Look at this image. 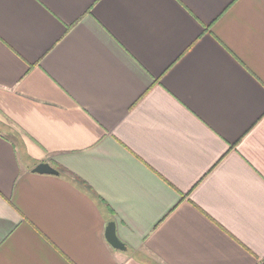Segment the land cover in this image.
<instances>
[{
  "label": "crops",
  "instance_id": "0c3cea01",
  "mask_svg": "<svg viewBox=\"0 0 264 264\" xmlns=\"http://www.w3.org/2000/svg\"><path fill=\"white\" fill-rule=\"evenodd\" d=\"M0 264H264V0H0Z\"/></svg>",
  "mask_w": 264,
  "mask_h": 264
},
{
  "label": "water",
  "instance_id": "95a60500",
  "mask_svg": "<svg viewBox=\"0 0 264 264\" xmlns=\"http://www.w3.org/2000/svg\"><path fill=\"white\" fill-rule=\"evenodd\" d=\"M32 173L40 174V175H58L57 170L51 167L47 163H40L34 167ZM106 239L108 243L115 249L124 251L125 246L118 240L115 233V224L110 222L107 225L105 232Z\"/></svg>",
  "mask_w": 264,
  "mask_h": 264
},
{
  "label": "rangeland",
  "instance_id": "374dc122",
  "mask_svg": "<svg viewBox=\"0 0 264 264\" xmlns=\"http://www.w3.org/2000/svg\"><path fill=\"white\" fill-rule=\"evenodd\" d=\"M13 139H15V138L13 137Z\"/></svg>",
  "mask_w": 264,
  "mask_h": 264
}]
</instances>
